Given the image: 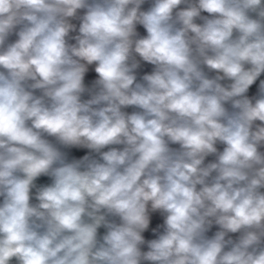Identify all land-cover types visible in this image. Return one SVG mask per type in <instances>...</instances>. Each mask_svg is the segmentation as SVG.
Wrapping results in <instances>:
<instances>
[{
	"label": "clouds",
	"instance_id": "9594fccd",
	"mask_svg": "<svg viewBox=\"0 0 264 264\" xmlns=\"http://www.w3.org/2000/svg\"><path fill=\"white\" fill-rule=\"evenodd\" d=\"M0 264H264V0H0Z\"/></svg>",
	"mask_w": 264,
	"mask_h": 264
},
{
	"label": "crops",
	"instance_id": "0c3cea01",
	"mask_svg": "<svg viewBox=\"0 0 264 264\" xmlns=\"http://www.w3.org/2000/svg\"><path fill=\"white\" fill-rule=\"evenodd\" d=\"M77 156L81 155L82 153L81 152H76L75 153Z\"/></svg>",
	"mask_w": 264,
	"mask_h": 264
}]
</instances>
